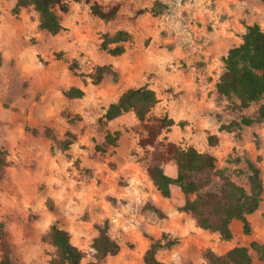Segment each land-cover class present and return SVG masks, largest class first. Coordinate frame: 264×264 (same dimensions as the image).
Wrapping results in <instances>:
<instances>
[{"label":"rangeland","instance_id":"1","mask_svg":"<svg viewBox=\"0 0 264 264\" xmlns=\"http://www.w3.org/2000/svg\"><path fill=\"white\" fill-rule=\"evenodd\" d=\"M94 1L63 0L54 5L52 9L63 26L57 34L39 27L38 13L33 7L16 13L8 9L11 0H2L0 4L4 8L0 10V232L4 235L3 239L0 236V261L50 264L57 254L49 239L51 224H58L70 238H76L77 224L92 219L86 204L94 185L105 188L113 203L117 200V185L124 182L125 187L134 189L129 178L124 179L117 172L120 154L116 145L107 146L104 137L108 131H120L119 139L132 143L130 159L143 161L142 166L147 170L151 149L139 145L145 135L144 125L132 112L108 124L99 119L129 85H154L161 97L164 95L161 101L167 105L180 99L181 92H173V88L160 83L164 81L161 71L166 77L187 69L185 61L168 59L169 35L186 44L193 60L189 69L194 72L195 94L206 97V108L190 117L177 113L180 108L177 104L170 109L163 104L154 106L151 116L170 114L179 122L162 133L159 147L173 140L216 157L215 169L189 175L200 185L202 195L221 194L224 179L217 170H223L229 179L249 189L252 173L249 163L260 169L264 187V121L249 126L235 125L230 131L220 128L245 116L256 117L264 97L242 108L235 97H225L215 91L206 68L217 64L216 70L221 69L220 55L215 57L209 48L215 43L217 30L229 32L230 37L225 38L236 40L216 43L227 46L242 39L246 23L258 22L264 29V3L227 0L224 5L221 0L219 4L212 1L208 9L216 14L219 24L214 26L213 19L206 22L197 15L206 1L166 0L167 9L157 21L158 33L137 28L126 54L113 56L101 47V34L107 29L113 31L119 24L108 25L94 17L89 10ZM125 16L130 27L136 28L137 13ZM202 60L205 66L198 64ZM108 63L118 70L95 83L96 68ZM70 87L83 89L84 95L67 96ZM46 127L52 130L53 138L44 133ZM68 131L76 139L63 150L57 142ZM210 134L219 137L217 145H209ZM247 218L250 234L244 232L239 219L231 224V239L208 230L212 235L208 238L209 246L193 259L182 260L184 264H210L208 252L223 255L235 246H248L253 240L264 245V190L259 208ZM105 225L109 226L107 220L95 223L94 227L100 233ZM166 239L157 251L169 250L179 243L177 239ZM250 253L255 264H264V258L255 250Z\"/></svg>","mask_w":264,"mask_h":264},{"label":"trees","instance_id":"2","mask_svg":"<svg viewBox=\"0 0 264 264\" xmlns=\"http://www.w3.org/2000/svg\"><path fill=\"white\" fill-rule=\"evenodd\" d=\"M264 3V0H260ZM63 3V0H17L14 12H19L24 7H33L38 13L39 27L51 34H57L62 29L59 16L52 9L54 5ZM65 9V7H64ZM167 4L158 0L155 1L152 11L155 14H163ZM92 14L106 21L116 17L118 7L113 6L104 10L102 5L93 3L90 6ZM131 39V34L126 30H117L113 35L104 34L101 47L112 55H120L125 52L124 43ZM224 70L216 82L217 92L225 97H235L242 108L249 107L252 102L261 100L264 97V29L258 23L246 26L242 42L231 47L223 58ZM108 73H115L109 65H101L96 68L94 82H100ZM69 97H82L83 89L70 87L66 91ZM156 92L146 86L131 87L121 93L116 101L111 102L105 109L99 121L108 124L119 116L132 112L136 118L143 123L145 135L139 140V145L151 149V161L147 166L148 174L161 194L165 197L171 195V185L178 186L185 194L184 211L195 215L200 227L217 231L224 239H231L233 232L231 223L239 219L243 223V230L246 234L251 233V224L247 215L255 212L263 200V182L260 176V169L253 163H249L251 175L249 177L250 187L238 185L229 179L223 170L217 172L224 179V186L219 196L212 194H200V185L190 178V173H197L203 170H213L216 167V157L206 151H199L196 147L182 146L168 141L159 147V138L162 133L176 124L175 120L168 115L151 116L153 107L157 104ZM264 121V103L257 110V116L242 117L240 121H233L230 124H222L221 129L232 130V126H249L254 122ZM44 133L54 137L52 130L45 128ZM120 137V131H108L104 143L107 146H114ZM76 139V135L70 131L66 137L57 143L61 149L67 150ZM210 146L219 143L216 134L208 136ZM175 161L177 165V176L167 175L161 167L163 162ZM197 194L195 198L191 196ZM0 227L1 224H0ZM2 230V229H1ZM99 235L95 238L93 247L96 250V257L103 258L108 254H115L119 251V244L108 235V227L101 228ZM1 239L4 238L0 232ZM49 239L56 248L57 254L50 264H80L83 252L74 246L69 234L58 224L50 226ZM161 247L160 241L152 242L147 250L144 260L146 264H180L165 263L156 258L157 249ZM255 250L260 258H264V245L253 240L250 244L235 246L223 255H216L208 252L210 264H255L250 251ZM0 264H11L8 259H2Z\"/></svg>","mask_w":264,"mask_h":264},{"label":"crops","instance_id":"3","mask_svg":"<svg viewBox=\"0 0 264 264\" xmlns=\"http://www.w3.org/2000/svg\"><path fill=\"white\" fill-rule=\"evenodd\" d=\"M155 1L156 0H95L93 3L102 5L104 10H108L113 6L118 7L116 17L109 21L92 14L94 17L103 23H107L108 25L112 22L119 24L113 31H110V29L104 30L103 34H101L100 44L102 43L103 36L106 33L113 35L117 30L128 31L131 34V39L124 43L125 52L120 55H113L121 56L126 54L128 43L135 39V30L137 28H140L146 33L157 34L159 31L157 28V21L160 14H155L152 11ZM158 1L166 4V0ZM200 1H206L197 12L200 20L207 22L213 19L215 21L213 24L216 26L218 24V18L213 10L208 8L212 1L214 3L218 2L219 4L220 0ZM1 3L2 0H0V4ZM16 3L17 0H11V2L7 4L8 9H12L13 11ZM220 3L226 5L228 2L227 0H221ZM213 6L217 7L215 4ZM197 7L198 6H196V8ZM25 8L26 7L21 10ZM3 9V7H0V10ZM126 13L132 16L137 13L138 17L135 21L136 28L132 29L130 27V21L125 16ZM150 20L152 21L151 24H149ZM253 23L258 22L246 23V26ZM221 25H223V23ZM217 33L218 35L214 39L215 43L210 44L209 48L215 57L220 55V60L222 61L221 69L216 70L217 64L206 65L208 80L212 82L216 92V82L224 70L223 58L227 55L228 50L231 47L242 42L241 39L240 41H237L234 44H228L227 46L225 44H216L217 42L236 41L233 38L231 40L225 38L230 37V33L228 32L225 34L223 29L219 31L217 30ZM166 43L169 47L168 59L176 62L182 60L185 61L187 69L179 70L171 75L169 74V76L165 75L166 77H164L163 71H161L160 77L164 78V81H161L160 83L166 84L168 88H173V92H181L180 99L177 101H170V104L167 105L166 102L161 101L164 95L161 97L154 85L151 84L148 88H151L156 92L158 102L155 106L163 104L170 109L172 106L177 104V106H180L177 113L192 117L195 114H198L199 111L206 108V97H203V94L201 97H198L195 94L196 90L193 83L194 72L192 69H189L193 60L189 57L190 53L186 48V44H180L176 37L169 35L166 39ZM198 64L200 66H205L203 60L198 62ZM105 65L111 66L115 71L116 69L118 70V68H116L112 63ZM131 87L141 86L129 85L123 89V91ZM164 115L171 117L170 114ZM173 119L175 120V118ZM175 122L176 124H179L178 121L175 120ZM168 141L177 143L173 140ZM131 148V142H127L126 140L121 141L120 139L117 140L116 149L120 154V157L117 158V172L120 177L123 176L124 179L129 178L131 183L134 185V189H128L125 187L124 182L117 185L115 193L117 200L115 203H113L108 197L107 190L101 186L94 185L92 192L88 195L86 207L88 208L87 211L92 212V219H88L77 224L76 229L78 235L76 238H70L72 244L83 252V258L81 259L80 264H144L145 254L150 248L152 242L160 241L164 243L165 238H167L166 240L177 239L179 240V243L172 245L169 250L160 248L156 252V258L165 263L184 264L182 260H187L189 258L193 259L195 255L201 254V252L209 246L208 238L212 235L208 229H204L199 226L196 217L191 212L184 211L182 209L185 205L186 199L185 194L178 186L171 185V195L169 197H165L161 194L153 183L148 171L143 168V161L134 162L130 159L129 153ZM122 157H124V159H122ZM161 167L167 175L171 177L177 176V165L173 161L163 162ZM106 220L109 224L108 235L112 240L119 244L120 248L117 253L108 254L99 259L96 257V250L93 247L94 240L99 234L98 230L94 227V224H99ZM61 228L65 230L63 227ZM90 230L91 232H89ZM128 244H131L132 247H128Z\"/></svg>","mask_w":264,"mask_h":264}]
</instances>
